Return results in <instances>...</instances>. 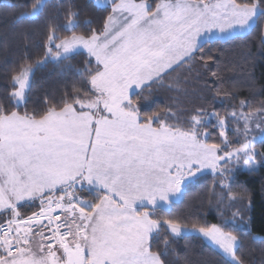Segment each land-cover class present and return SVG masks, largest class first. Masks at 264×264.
<instances>
[{"label": "snow or ice", "instance_id": "1", "mask_svg": "<svg viewBox=\"0 0 264 264\" xmlns=\"http://www.w3.org/2000/svg\"><path fill=\"white\" fill-rule=\"evenodd\" d=\"M96 3L111 9L102 29L77 33L71 9L63 29L50 23L43 57L14 70L9 98L14 108L26 105L35 67L84 53L96 64L85 73L90 87L74 86L59 101L46 98L42 111L21 114L0 104V264H163L151 241L162 232L187 235L188 224L173 213L185 185L210 169L227 190L221 203L224 195L235 201L243 194L232 191L229 165L242 161L251 173L264 155L257 151L264 149V105L249 113L241 100L229 113L235 142L227 136L228 117L217 112L198 108L185 125L169 122L170 109L142 116L138 106V98L169 70L190 64L204 44L249 35L264 17V0ZM45 6L35 0L22 15L38 19ZM213 120L221 143L208 139ZM37 202L38 211L22 215ZM237 215L191 225L224 264H245L237 255Z\"/></svg>", "mask_w": 264, "mask_h": 264}, {"label": "trees", "instance_id": "2", "mask_svg": "<svg viewBox=\"0 0 264 264\" xmlns=\"http://www.w3.org/2000/svg\"><path fill=\"white\" fill-rule=\"evenodd\" d=\"M35 0H0V104L7 110L42 111L44 101H59L67 92L73 94V87H90L85 83V73L89 67L95 70L94 59L89 64L87 54L75 56L64 64L46 63L34 68L31 77V91L26 105L14 108L9 98L12 90L11 76L20 65H36L44 54L48 25L55 24L62 29L67 25V11L78 14L77 33L100 30L110 7L102 8L92 0H44L45 8L38 19H30L22 14L31 10ZM154 4L157 0H147ZM5 5L12 7L6 8ZM27 6V7H25ZM21 17L20 20L17 18ZM90 22V27L85 26ZM64 31L57 33L61 38ZM190 64L169 70L161 83L153 84L150 94L138 98V106L143 114L170 109V123L187 124L198 108L217 112L228 117L226 131L228 139L236 140V125L229 113L239 110L241 100L248 102L245 112H254L264 105V17L258 19L249 35L203 45V51L195 53ZM227 93V94H225ZM82 95V94H81ZM217 121L213 120L207 131L209 141L221 143ZM254 131L258 132V129ZM228 150H231L229 148ZM258 152L264 149H257ZM264 155L258 156V166L249 173L243 162L232 164V174L228 182L233 193H242L235 201H229L221 189L218 174L203 172L197 179L185 185L183 202L177 204L173 213L191 228L193 222L213 224L235 217L240 246L237 255L245 264H264ZM223 164V162H221ZM34 208L22 209L25 217L38 211ZM166 229V226H164ZM169 243L164 244V236ZM152 251L161 255L163 264H224V258L200 236L171 237L162 232L151 241Z\"/></svg>", "mask_w": 264, "mask_h": 264}, {"label": "rangeland", "instance_id": "3", "mask_svg": "<svg viewBox=\"0 0 264 264\" xmlns=\"http://www.w3.org/2000/svg\"><path fill=\"white\" fill-rule=\"evenodd\" d=\"M92 1L94 2V4L97 5L96 0H92ZM262 164L264 165V157H263V160H262ZM257 166H258V163H257ZM257 166H256V168H257ZM244 167H245V166H244ZM245 169H246V168H245ZM203 172H211V173H212V171H211L210 169H206V170H204ZM187 235H197V236H200L199 233L192 231L191 228H189V231H188ZM187 235H186V236H187ZM200 237H201L206 243H208V244L211 245L213 248H215V247H214L209 241H207L204 237H202V236H200Z\"/></svg>", "mask_w": 264, "mask_h": 264}, {"label": "crops", "instance_id": "4", "mask_svg": "<svg viewBox=\"0 0 264 264\" xmlns=\"http://www.w3.org/2000/svg\"><path fill=\"white\" fill-rule=\"evenodd\" d=\"M202 173H203V172H202ZM199 174H201V173H198L197 175H199ZM37 203H38V202H37ZM38 204H39V203H38ZM43 223H44V224H47V221H44ZM45 234H46V235H50L51 233L48 232L47 230H45ZM38 240H39L38 237L34 238V244H35L36 242H38ZM45 243H47V241H45Z\"/></svg>", "mask_w": 264, "mask_h": 264}]
</instances>
